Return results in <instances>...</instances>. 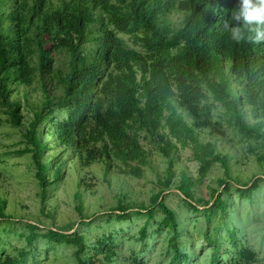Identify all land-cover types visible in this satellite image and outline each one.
<instances>
[{"label":"trees","instance_id":"1","mask_svg":"<svg viewBox=\"0 0 264 264\" xmlns=\"http://www.w3.org/2000/svg\"><path fill=\"white\" fill-rule=\"evenodd\" d=\"M237 7L238 0H0V109L22 133L25 144L15 152L30 155L39 212L53 224L25 221L27 232L19 236L27 248L15 256L0 253V264H24L38 238L73 246L74 264H145L135 253L120 255L111 236L89 239L80 232L101 212L118 220L145 215L139 241L159 212L156 232L168 229L172 261H187L176 212L161 197L165 191H175L191 212L207 213V220L219 213L227 228L230 189L250 200L264 182V42L230 38ZM215 103L219 114L212 111ZM220 118L259 141V169L248 180L235 173L239 159L223 139ZM141 138L155 149H146ZM186 146L198 164L196 178L181 167L179 149ZM56 147L70 149L79 168L100 163L105 176L115 174V205L90 213L83 200L90 183L79 173L73 194L79 219L56 225L52 192L65 164L48 153ZM216 165L223 177L208 187L205 200L196 188ZM145 170L158 187L149 202L132 199L119 177L142 178ZM15 218L0 192V224ZM238 234L237 226L228 229L234 246ZM205 239L217 264L219 241L208 233ZM237 257L257 263L247 246Z\"/></svg>","mask_w":264,"mask_h":264},{"label":"rangeland","instance_id":"2","mask_svg":"<svg viewBox=\"0 0 264 264\" xmlns=\"http://www.w3.org/2000/svg\"><path fill=\"white\" fill-rule=\"evenodd\" d=\"M213 112L221 113L223 110L219 104H212ZM63 115V112H60ZM218 115L214 114L216 118ZM217 119V118H216ZM219 123L224 131V140L232 153L239 159L235 173H238L245 181L257 173L259 167L256 162L254 151H258L259 141L254 138H245L227 122L220 118ZM141 143L146 149H155L148 139H142ZM25 144V140L19 128L13 127L6 122L5 114L0 109V192H5L8 200V211L16 217L13 221L0 224V253L15 256L16 249L27 248L25 240L19 236L21 232H27L25 221L36 218L42 227H51L52 221L39 212L40 198L39 185L34 178V166L29 154H19L15 151ZM52 143L48 141L50 146ZM58 147L48 150L55 152L57 157L64 160V174L55 190L52 192V206L55 207V224L63 225L69 221L78 220L74 208L73 194L77 176L83 175L89 187L84 188V204L89 211H103L115 205V194L118 187L114 182H119L111 173L105 176L100 163H95L87 168H79L76 159H73L71 150L65 153L58 152ZM181 167L197 177L198 164L193 159L189 146L179 149ZM154 160L159 166L164 167L162 159L157 153H152ZM88 173V175H87ZM121 185L131 192V197L137 201L149 202L151 192L157 190L155 176L145 170L142 178L119 175ZM223 177L219 166L213 167L198 186L196 195L205 200L210 198L208 187H217V178ZM109 178L111 184L105 179ZM166 204L171 206L177 215L179 222L180 249L188 257L184 259H173V252L168 246L169 231L163 228L156 232L157 222L161 219L159 212L147 226V237L143 241L137 239L140 227L146 221L145 215L132 214L128 219L118 220L113 216L98 213L87 224L80 226L79 230L89 239L95 237L111 236L116 244L120 255L130 256L137 254L145 264H215L211 261L213 246L205 239L208 233L219 241L217 264H252L240 261L237 257V249L247 246L257 254V263L264 264V182L253 192L250 200L240 198L238 192L230 189V207L233 218L225 228L219 213L214 214L207 220V213L191 212L177 196L175 191H165L162 196ZM31 216V217H29ZM77 225H75L76 227ZM237 226V246L228 239V229ZM42 231V230H41ZM43 232V231H42ZM32 253L25 259L24 264H74L73 246L69 244L51 243L43 238H38L31 248ZM122 261L118 260L117 264Z\"/></svg>","mask_w":264,"mask_h":264},{"label":"clouds","instance_id":"3","mask_svg":"<svg viewBox=\"0 0 264 264\" xmlns=\"http://www.w3.org/2000/svg\"><path fill=\"white\" fill-rule=\"evenodd\" d=\"M232 18L237 25L229 29L230 38L234 42H264V0H238V7Z\"/></svg>","mask_w":264,"mask_h":264}]
</instances>
